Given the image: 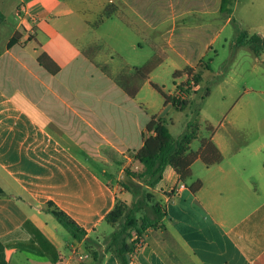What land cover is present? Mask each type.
<instances>
[{"label":"crops","instance_id":"obj_1","mask_svg":"<svg viewBox=\"0 0 264 264\" xmlns=\"http://www.w3.org/2000/svg\"><path fill=\"white\" fill-rule=\"evenodd\" d=\"M220 1L0 0V27L10 17L12 24L0 45V264H92L85 240L99 233L116 198L126 199L87 159L102 172L106 164H116L107 149L118 161V155L130 160L147 136L149 119L136 120L128 108L135 95L125 93L99 65L100 53L84 51L99 47L86 35L92 24L87 16L113 10L127 24L136 18L135 29L138 21L156 29L169 17L220 12ZM180 23L157 36L183 48L178 54L183 66L176 70L195 68L203 59L195 42L207 47L203 36L212 24ZM16 31L18 39L7 47ZM138 44L134 40L129 46ZM42 52L58 71L38 62ZM107 81L119 87L115 94L105 88ZM211 138L222 154V145ZM221 160L208 165L205 179L197 178L196 191L165 166L153 187L167 212L165 227L132 233L138 238L127 254L132 264H264V184L252 185ZM47 201L85 229L82 239L62 232ZM100 264L120 263L106 252Z\"/></svg>","mask_w":264,"mask_h":264},{"label":"rangeland","instance_id":"obj_2","mask_svg":"<svg viewBox=\"0 0 264 264\" xmlns=\"http://www.w3.org/2000/svg\"><path fill=\"white\" fill-rule=\"evenodd\" d=\"M87 17L92 19V24L89 25L90 30L86 35L97 41L99 47H84V51L90 55L100 53L102 59L99 65L113 81L116 75L131 74L134 67L151 66L148 78L141 82L135 94L136 103L128 102V108L138 122L149 119L153 114L162 115L172 138H177L186 131L189 122L197 118L199 128L190 148L197 149L202 137L214 136L222 145L220 165L225 168L235 166L252 185L261 188L264 184V52L257 56L247 45H236L235 42L241 29L264 36V0H233L230 10L201 12L200 15H189L184 19L169 17L168 22L161 21L156 25V29L146 27L139 21L136 23L139 28L135 26V29L133 22L137 19L134 17L132 25L116 14L104 18L101 22L98 21L99 14H89ZM182 21L189 25L198 22L205 27L208 23L212 24V27H207L206 37L203 36V39L208 40L207 47L199 46V43L195 42V51H202V58L207 62V68L201 69L200 87L197 93L189 98L192 104H199L197 117L190 105L175 109L169 103L164 104L163 95L152 85L155 83L168 93L175 91V83L180 82L182 78L174 77L173 74L183 66L184 58L178 55L183 48L169 45L165 38L157 36L167 26ZM11 26L10 17L0 27L1 46L7 39ZM144 35H149L151 39L145 40ZM134 40L139 44L136 47L129 46ZM93 78L96 82V77ZM105 88L115 94L119 87L107 81ZM138 137H132L135 143L138 142ZM117 157L119 164H106L105 172H102L101 166L94 161H87L113 185H118L119 193L123 191L126 197L124 200L129 202L131 194L121 185V182L127 181L128 178L124 170H139L140 166L133 160L132 153L130 160L119 155ZM121 166L124 168L119 173L117 170ZM190 168L191 176L185 180L188 185L197 178L205 179L208 174V165L200 158H196ZM151 190L158 198V191ZM115 226L104 221L98 228L99 233L88 239L90 244L85 248L90 258L93 248L97 247L103 251L104 243L108 241ZM60 228L68 235L62 225Z\"/></svg>","mask_w":264,"mask_h":264},{"label":"trees","instance_id":"obj_3","mask_svg":"<svg viewBox=\"0 0 264 264\" xmlns=\"http://www.w3.org/2000/svg\"><path fill=\"white\" fill-rule=\"evenodd\" d=\"M233 0H221L220 11L230 10ZM113 10H102L98 21L112 15ZM3 14L0 12V21ZM19 37L16 31L8 40L6 46L10 47ZM236 45H247L255 54L264 50V37L257 33H249L241 29L236 35ZM38 62L50 72L58 71L59 67L42 52L37 57ZM207 68V62L199 60L196 67L186 66L182 70H175L174 77L184 75V80L175 84V89L186 92V97L179 98L175 93L164 92L157 84L152 83L164 98V104H171L175 109H183L190 105L195 117L199 114V104L189 101V98L197 93V88L192 89L190 81L197 86L201 81V69ZM151 70L150 65L134 67L131 74L114 76V81L129 96H134L142 81L148 78ZM207 93V91H206ZM165 118L162 115H151L145 125L142 145L133 153V160L140 166L139 170L125 169L128 176L127 181L121 185L131 194V200L116 198L110 211L104 216V220L115 224V229L111 232L108 241L104 243L103 251L97 247L90 252L92 264H100L104 253H112L120 264H132L127 254H130L138 238L132 239V233L137 236L149 227H165L167 212L159 196L151 190L161 180L163 170L166 165H170L179 175L182 181L191 176V164L196 158H200L203 163L210 165L222 159V154L211 137H202L200 146L191 149L190 143L196 138L199 123L197 118L191 120L186 131L177 138H172L167 127ZM105 153L116 163L119 161L113 150L107 149ZM264 166V162H263ZM201 186V180L195 179L189 187L196 191ZM1 191V190H0ZM46 209L54 215L57 221L76 239L84 237L86 231L66 212L57 207L52 201H47ZM86 245L90 244L85 240ZM9 264V263H5Z\"/></svg>","mask_w":264,"mask_h":264},{"label":"built area","instance_id":"obj_4","mask_svg":"<svg viewBox=\"0 0 264 264\" xmlns=\"http://www.w3.org/2000/svg\"><path fill=\"white\" fill-rule=\"evenodd\" d=\"M190 84H191L192 89L197 88V85L192 80L190 81ZM175 95H177L179 98H184V97H186L187 94H186V92L181 91L180 89H176ZM180 186H183V184L181 183Z\"/></svg>","mask_w":264,"mask_h":264},{"label":"water","instance_id":"obj_5","mask_svg":"<svg viewBox=\"0 0 264 264\" xmlns=\"http://www.w3.org/2000/svg\"><path fill=\"white\" fill-rule=\"evenodd\" d=\"M127 258H128V260H129V256L127 255Z\"/></svg>","mask_w":264,"mask_h":264}]
</instances>
